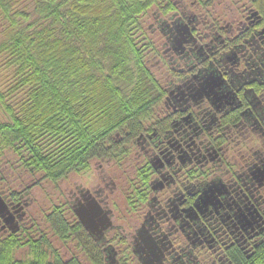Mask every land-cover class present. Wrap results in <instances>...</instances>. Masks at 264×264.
<instances>
[{"label":"flooded vegetation","instance_id":"obj_1","mask_svg":"<svg viewBox=\"0 0 264 264\" xmlns=\"http://www.w3.org/2000/svg\"><path fill=\"white\" fill-rule=\"evenodd\" d=\"M157 99L116 155L0 174V251L26 264H254L264 250V0H149ZM3 264V263H0Z\"/></svg>","mask_w":264,"mask_h":264},{"label":"trees","instance_id":"obj_2","mask_svg":"<svg viewBox=\"0 0 264 264\" xmlns=\"http://www.w3.org/2000/svg\"><path fill=\"white\" fill-rule=\"evenodd\" d=\"M149 0H0V174L56 181L147 117ZM26 264H42L33 248ZM2 248L0 263L14 261ZM254 264H264V250Z\"/></svg>","mask_w":264,"mask_h":264},{"label":"rangeland","instance_id":"obj_3","mask_svg":"<svg viewBox=\"0 0 264 264\" xmlns=\"http://www.w3.org/2000/svg\"><path fill=\"white\" fill-rule=\"evenodd\" d=\"M0 15H1V13H0ZM2 80H3V78H2V76L0 74V83H2Z\"/></svg>","mask_w":264,"mask_h":264}]
</instances>
